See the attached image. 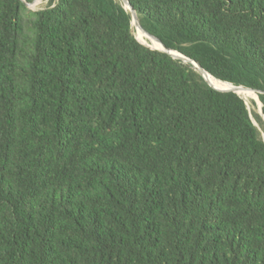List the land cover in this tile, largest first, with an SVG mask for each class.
Instances as JSON below:
<instances>
[{
	"label": "trees",
	"instance_id": "obj_1",
	"mask_svg": "<svg viewBox=\"0 0 264 264\" xmlns=\"http://www.w3.org/2000/svg\"><path fill=\"white\" fill-rule=\"evenodd\" d=\"M23 1L0 0V264H264V116L122 0ZM128 2L264 114V0Z\"/></svg>",
	"mask_w": 264,
	"mask_h": 264
},
{
	"label": "water",
	"instance_id": "obj_2",
	"mask_svg": "<svg viewBox=\"0 0 264 264\" xmlns=\"http://www.w3.org/2000/svg\"><path fill=\"white\" fill-rule=\"evenodd\" d=\"M123 3H124V6L129 9L130 13H131V16H132V24L135 25L139 30H141L147 37H149L151 40L157 42L160 44L161 48H157V47H152L150 45H147L148 47L152 48V49H157V50H161V51H164L166 53H168L169 55H171L173 58H176V59H180L181 61L185 62V63H188V64H191L192 67L203 77V79L208 83L209 86L217 89V90H220V91H231V92H234V93H237L239 95V91L241 90H248V91H252L255 95H256V99H254L258 105V109H259V112L264 116L263 112H262V104L260 102V100L258 99V95H257V91L255 89H252V88H249V87H245V86H242V85H234L230 82H227V81H223V80H219L217 78V80L225 83L227 86L226 87H223V88H219V87H216L213 85V83L210 81L209 79V76H212L210 73H208L205 69H203L202 67L199 66V64L193 60V59H190L189 57L185 56L184 54L176 51V50H172L168 47H166L162 42L161 40L148 33L145 29L142 28V26L140 25L139 21H138V18H137V14L135 12V10L133 9V7L129 4L128 0H122ZM24 4L26 6H29L31 3H28V2H25L23 1ZM137 38V37H136ZM138 39V38H137ZM142 43V42H141ZM144 44V43H143ZM146 45V44H145ZM213 77V76H212Z\"/></svg>",
	"mask_w": 264,
	"mask_h": 264
},
{
	"label": "rangeland",
	"instance_id": "obj_3",
	"mask_svg": "<svg viewBox=\"0 0 264 264\" xmlns=\"http://www.w3.org/2000/svg\"><path fill=\"white\" fill-rule=\"evenodd\" d=\"M50 0H34L29 6H27L29 9L33 10V11H36V10H39V9H43L45 8L48 3H49ZM133 31H134V35L138 38V40L146 45H150L148 42L145 43V38L143 39L142 38V35L144 36V34L135 26L133 25ZM149 40L150 38L147 37ZM250 98V101L248 102V107L249 109H254L255 111L259 112V109H258V105H256L255 107L251 104V99H253L251 96H249Z\"/></svg>",
	"mask_w": 264,
	"mask_h": 264
},
{
	"label": "bare ground",
	"instance_id": "obj_4",
	"mask_svg": "<svg viewBox=\"0 0 264 264\" xmlns=\"http://www.w3.org/2000/svg\"><path fill=\"white\" fill-rule=\"evenodd\" d=\"M140 31H141V30H140ZM141 32H142V31H141ZM142 33H143V32H142ZM143 34H144V33H143ZM144 37H145V39H144L145 42H146V40H147V42H148L149 44H151L152 47L161 48V46H160L159 43H157V42H155V41H153V40H151V39L149 40L145 34H144ZM209 79H210V81L213 83V85L216 86V87L223 88V87H226V86H227L225 83H223V82H221V81L215 79V78L212 77V76H209ZM239 95L245 99V101L247 102V104H248V102L250 101L249 96H251L253 99H256V98H257L256 95H255L252 91H248V90H241V91H239Z\"/></svg>",
	"mask_w": 264,
	"mask_h": 264
}]
</instances>
